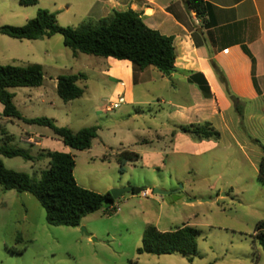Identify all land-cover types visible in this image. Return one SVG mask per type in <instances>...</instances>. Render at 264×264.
Masks as SVG:
<instances>
[{"label":"rangeland","instance_id":"374dc122","mask_svg":"<svg viewBox=\"0 0 264 264\" xmlns=\"http://www.w3.org/2000/svg\"><path fill=\"white\" fill-rule=\"evenodd\" d=\"M98 1L0 0V27L24 25L41 8L55 13L61 26L76 27L99 18ZM104 62V57L92 54L74 55L60 33L42 39L0 33V64L43 67L42 85L9 89L24 117L53 118L74 131L99 127L92 147L81 151L65 145L49 127L0 113V142L7 131L14 135L12 145L37 156L28 161L0 154L5 167L40 179L49 166V158L39 155L41 150L68 149L76 161L74 176L87 189L99 193L126 186L150 189L146 194L126 193L117 199V210L107 214L104 206L73 227L50 224L33 194L0 185V264H264V247L256 237L258 223L264 220V184L258 180L260 143L264 145L260 104H243L242 115L235 109L227 113L225 125L216 122L220 140L202 141L183 131L181 136L172 135L174 106L188 97L186 87L179 83L174 93L169 81L152 79L135 87V100L144 103H124L108 111L112 84L102 73ZM80 73L86 75L78 82L83 96L64 101L57 92L59 77ZM158 94L162 96L157 98ZM26 131L48 138L43 146H32L22 138ZM123 150L137 152L140 158L121 165L118 155ZM155 188L176 191L181 198L155 194ZM149 225L161 231L197 226L198 254L192 258L181 253L139 254Z\"/></svg>","mask_w":264,"mask_h":264},{"label":"trees","instance_id":"16d2710c","mask_svg":"<svg viewBox=\"0 0 264 264\" xmlns=\"http://www.w3.org/2000/svg\"><path fill=\"white\" fill-rule=\"evenodd\" d=\"M22 3H36L37 0H21ZM188 9L194 10L199 17H205L211 4L205 0H186ZM0 33L17 39H42L60 33L64 37V45L72 49L73 54L87 53L100 57H114L119 60H130L134 69L143 70L155 67L164 75H171L176 70V50L174 37L162 34L149 27L140 12L127 9H114L99 19H88L76 27L61 26L57 15L48 9H39L37 15L24 25H4ZM244 51L252 58V71L255 79V58L247 46ZM214 69L227 93L233 98L228 79L220 66L213 61ZM85 74L62 75L58 79L57 92L66 102L83 96L84 88L78 82L85 79ZM44 79L43 67L37 63L26 66L0 64V102L4 105L2 115L8 118L22 119L29 124L49 127L65 145L76 150H87L92 147L93 140L98 137L97 126L86 127L74 131L67 126L57 125L55 119L48 117H24L14 103L11 87H38ZM189 81L197 84L204 97L213 96L210 85L202 73H193ZM236 111L243 114L241 101L235 102ZM181 131L191 134L198 140H220L221 132L209 122L191 123L180 126ZM4 138L0 142V154L6 157H23L34 161L37 156L29 149L12 145L14 135L3 131ZM259 143V141H257ZM259 162L258 180L264 184V145ZM40 156L49 158V166L40 179L31 177L5 167L0 158V185L5 190H17L33 194L46 210L47 221L56 226H79L84 217L97 212L106 206L105 213L117 210V199L111 192L99 193L78 184L74 169L75 157L72 153L62 151L41 150ZM140 158L137 152L123 150L118 155L121 165ZM147 189V188H145ZM264 220L258 223L256 237L260 238L264 247ZM201 229L197 226L184 225L170 231H161L155 225H149L142 239L138 253L163 255L181 253L192 258L198 254V238ZM22 253L24 250H14Z\"/></svg>","mask_w":264,"mask_h":264},{"label":"crops","instance_id":"0c3cea01","mask_svg":"<svg viewBox=\"0 0 264 264\" xmlns=\"http://www.w3.org/2000/svg\"><path fill=\"white\" fill-rule=\"evenodd\" d=\"M205 1L211 4L205 17H199L194 10L188 9L186 0L98 1L99 18L114 9H133L142 14L149 27L174 37L176 70L171 75L157 72L152 66L135 71L130 60L114 57H104L105 67L102 73L112 84L108 94L111 95V100L120 94L125 97V103L131 104L144 103L136 101L134 94L135 87L141 83L146 84L152 79L169 81L174 93L178 91L179 83L183 84L188 97L174 106L172 121L175 122V127L172 135L176 136L182 135L181 125L206 121L214 126L216 122L225 125L226 115L235 110L236 101L251 106L260 104L258 110L261 113L258 118L264 117V0ZM243 46H247L255 58V79L252 58L244 51ZM213 61L224 71L236 99L227 93L214 69ZM193 73L205 76L213 93L212 97H204L197 84L189 81ZM159 96L162 95L158 94L157 98ZM3 110L4 105L0 102V113ZM252 116L251 114L250 118ZM22 138L32 146L40 147L48 136L26 131ZM63 151L69 152L68 149Z\"/></svg>","mask_w":264,"mask_h":264},{"label":"water","instance_id":"95a60500","mask_svg":"<svg viewBox=\"0 0 264 264\" xmlns=\"http://www.w3.org/2000/svg\"><path fill=\"white\" fill-rule=\"evenodd\" d=\"M147 191V189H145L144 187H134V186H126V187H121V188H115L111 191V194L113 196L114 199H118L120 197H122L123 195H125L126 193L132 192L133 194H141L143 192ZM155 194H159L162 196H167L171 199H179L181 198V196L178 195V192H172V191H168V190H162L159 188H155L153 191ZM82 231L84 234L89 235V233L87 232V230L82 227ZM95 239V238H94Z\"/></svg>","mask_w":264,"mask_h":264},{"label":"built area","instance_id":"2783aa9c","mask_svg":"<svg viewBox=\"0 0 264 264\" xmlns=\"http://www.w3.org/2000/svg\"><path fill=\"white\" fill-rule=\"evenodd\" d=\"M126 102L125 97L123 95H118L116 99L112 100L110 102V105L107 107L108 111L114 110L119 108L122 104H124ZM146 192V191H145ZM145 192H143L144 194H146Z\"/></svg>","mask_w":264,"mask_h":264}]
</instances>
